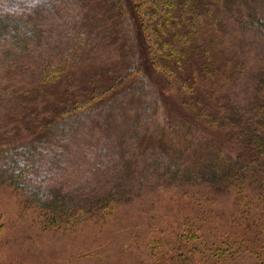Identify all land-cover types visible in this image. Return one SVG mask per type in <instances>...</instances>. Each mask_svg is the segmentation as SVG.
I'll use <instances>...</instances> for the list:
<instances>
[{
    "label": "rangeland",
    "instance_id": "1",
    "mask_svg": "<svg viewBox=\"0 0 264 264\" xmlns=\"http://www.w3.org/2000/svg\"><path fill=\"white\" fill-rule=\"evenodd\" d=\"M62 1V11L52 4L27 26L16 18L19 7L29 11L50 0H0V264H264V198L258 199L255 187L245 191V206L254 203L246 213L234 189L202 179L199 167L184 174L192 168L191 147L205 153L210 137L229 136L239 147L233 132L253 127L264 69V0H203L208 11L198 44L216 70L202 77L196 95L213 117L227 121L229 131L175 138L180 152L162 142L154 127L129 150L125 133L133 123L118 114L120 105L108 125L101 121L105 114L97 113L96 119L64 120L59 132L42 129L58 104L72 105L95 82L134 67V51L146 41L130 0H124L126 17L112 0H68L66 7ZM203 62L192 59L186 71L199 70ZM47 63L67 69L47 82ZM150 72L136 76L130 91L138 101L123 107L135 106L141 121L162 88L184 112L183 95L172 89L180 78L157 72L154 79ZM131 116L134 121L136 114ZM13 141L24 149L3 155L1 146ZM32 145L34 153L25 149ZM14 160L26 166L30 187L10 184ZM37 189L41 202L33 199ZM110 193L120 201L105 209L101 199ZM52 198L82 205L90 215L53 225L38 205ZM249 220L261 231L259 240L249 242L255 233L242 232Z\"/></svg>",
    "mask_w": 264,
    "mask_h": 264
},
{
    "label": "trees",
    "instance_id": "2",
    "mask_svg": "<svg viewBox=\"0 0 264 264\" xmlns=\"http://www.w3.org/2000/svg\"><path fill=\"white\" fill-rule=\"evenodd\" d=\"M68 0L65 1V7ZM127 1V0H126ZM50 0L49 3H39L32 5L27 11L25 8L19 7L16 18L19 24L27 23L41 10L50 8L54 4L56 11L63 10V1ZM202 0H130L133 6L135 21L145 34V40L140 46L137 53L135 50V66L130 68L124 75L119 76L118 72L110 74L106 80L94 83L90 86L89 92L83 99L72 102V105L62 102L58 104L54 117L42 124V129H51L53 133L58 131L63 125V121L72 122L74 118L89 116L98 118L97 113L105 114L101 117L102 124H107L110 116H115L117 106L120 105L122 110L118 114L126 116L132 121V130L128 135L129 150H134L138 146L137 138L139 135L154 127L160 136L162 142L175 144L176 149L180 152V146L175 142V138L187 136L195 139L194 132L208 136L209 131L216 130L221 133L229 131L227 121H219L213 117L202 99L196 92L202 83V77L208 76L215 67L212 65V57L207 48H203L198 41L202 38L203 28L206 25L205 5ZM129 4V2H127ZM114 7L120 11L125 17L127 4L124 0H112ZM130 8V7H129ZM128 9V8H127ZM129 10V9H128ZM1 11V10H0ZM123 12V13H122ZM264 28V19H260ZM134 24V23H133ZM25 29V28H23ZM137 55V57H136ZM203 58V66L199 70L195 67L191 71L186 69L192 64V59L196 57ZM193 67V65H192ZM64 64L53 65L46 64L44 80L53 82L58 80L66 71ZM146 69H151L150 74L154 76L159 72L164 74L167 79H179L178 86L172 89L178 94H182L184 99L182 103L186 105L185 111L180 113L181 106L177 101L168 98L159 88V96L154 100H150L149 109L140 121V115L135 110V106L131 105L123 107L128 100H136L132 96L131 89L137 79L136 77ZM205 73V74H204ZM155 83V80H150ZM158 83V81H156ZM258 93L261 97L260 103L255 109V119L252 123L253 127H246L240 133L233 132L239 147L232 141L231 136L228 139H210L213 144L204 148L202 153L201 147H191L192 164L190 169L184 172L185 175L192 174L193 169H201L200 176L213 183H218L227 188H232L240 197V203L244 205L246 213L250 211L249 204H254L250 200L245 206L248 192L247 187L254 186V193L261 201L264 198V69L260 77ZM178 105V106H176ZM135 107V108H134ZM178 107V109H177ZM183 110V109H182ZM136 114L133 121L131 115ZM124 121V120H123ZM108 125V124H107ZM59 132V131H58ZM216 133V132H215ZM1 153L7 155L9 152L20 154L24 147L20 142L13 141L7 145L1 146ZM25 149L31 153L35 152V146H25ZM155 152L150 149V154ZM18 159V158H17ZM13 179L10 184H17L18 188L30 187V175L27 174V168L22 162L14 160ZM19 165L20 168L15 170ZM200 171V170H199ZM188 176V175H187ZM199 176V175H198ZM120 194V193H119ZM245 194V195H244ZM121 195V194H120ZM43 193L40 189L33 191V199L35 202H41ZM115 199V200H114ZM100 206L108 209L110 202H118L114 194L110 193L103 197ZM44 208V214L47 219H51V224L67 225L77 223L81 218H87L89 211L82 205L66 204L58 198H52L50 201L38 204ZM84 207V208H83ZM83 208L81 212H78ZM111 208V207H110ZM84 212V214H83ZM86 214V216H85ZM250 221V220H249ZM245 223L242 232H254V236L250 235L248 241L252 239L259 240L261 231L255 227L252 221ZM246 234V233H244ZM248 235V234H246ZM264 246V242H259ZM261 260L264 262V253H259Z\"/></svg>",
    "mask_w": 264,
    "mask_h": 264
}]
</instances>
